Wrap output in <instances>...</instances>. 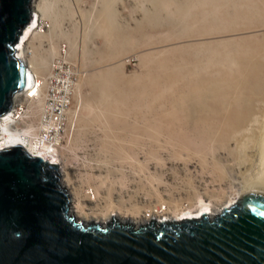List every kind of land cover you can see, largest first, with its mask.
Instances as JSON below:
<instances>
[{"label":"rangeland","instance_id":"obj_1","mask_svg":"<svg viewBox=\"0 0 264 264\" xmlns=\"http://www.w3.org/2000/svg\"><path fill=\"white\" fill-rule=\"evenodd\" d=\"M31 7L50 27L29 39L27 63L43 75L61 55L79 73L75 115L57 149L76 220L85 211L101 223L115 211L173 221L201 203L217 215L251 189L258 152H240L234 127L255 110L246 107L256 94L247 82L263 78L264 0H32ZM22 93L15 109L32 112L23 122L33 123L37 110ZM121 216V225L139 227Z\"/></svg>","mask_w":264,"mask_h":264},{"label":"water","instance_id":"obj_2","mask_svg":"<svg viewBox=\"0 0 264 264\" xmlns=\"http://www.w3.org/2000/svg\"><path fill=\"white\" fill-rule=\"evenodd\" d=\"M32 0H0V117L24 90L15 45ZM60 167L20 145L0 150V264H264V195L217 215L143 226H86L71 214Z\"/></svg>","mask_w":264,"mask_h":264},{"label":"bare ground","instance_id":"obj_3","mask_svg":"<svg viewBox=\"0 0 264 264\" xmlns=\"http://www.w3.org/2000/svg\"><path fill=\"white\" fill-rule=\"evenodd\" d=\"M32 19L29 25L23 30L22 36L16 46V55L20 59H25L26 58V48L27 51L30 50V47H27V43L29 42V39L37 34V27L41 25L42 21L41 15L39 11L34 12V8L32 9ZM44 23V22H43ZM48 25V29H49ZM30 54L32 51H29ZM27 80H26V86L24 88V91H22V95L32 97L34 94H37V88H36V82L39 75L38 69L35 66V63L32 62L30 64L27 63ZM239 67L240 73L242 74L244 71V64H241ZM252 70L254 75H256L259 71L260 68L256 65L252 66ZM247 85L251 90L255 89L256 94L255 98L251 103H248L246 107H255V110L246 117H243L244 113L239 114L237 124L234 127V139L237 142V145L240 146L239 149L240 152L246 151L247 148L251 149L253 146L256 148V151L258 152V163L260 164V171L259 175L257 178H255L252 182V184L249 183L248 188H251L250 190H247V192H243V195L247 194H253L256 190L254 188H258L257 191L262 193L260 195H264V68H263V78L262 79H251L247 82ZM41 100L37 98L33 104L40 105ZM195 112V111H194ZM32 115V112L27 113L25 115L19 116V111L18 109H14L13 111H10V113L6 114L5 116H2L0 118V150L15 146V145H20L25 148L29 153H31L33 156L40 157L44 159L45 161H48L52 164L59 165L58 160H57V149L53 146L47 145V144H40L35 140V133H34V125L33 123H27L23 122V120L27 117ZM73 115L75 113H72L71 119H73ZM240 121V122H239ZM22 123V124H21ZM22 126L23 128H21ZM16 127V128H15ZM31 128H33L31 130ZM33 131V132H32ZM65 135V134H64ZM251 146V147H250ZM252 147V149H253ZM245 154V153H244ZM257 164V163H256ZM258 164V165H259ZM62 177V176H61ZM62 181V180H61ZM252 191V192H250ZM68 192V191H67ZM69 193V192H68ZM236 201H231L227 207L233 205ZM226 205V204H225ZM83 211V210H82ZM219 211L218 213H220ZM71 214L75 217V219H78V215L72 213ZM82 214L85 215L83 221V224L90 225L91 224H99L101 226H105L107 223L111 222L113 219H119L117 217L121 216L122 214L119 212L117 215H115V211L111 215L106 214L104 215L101 223L96 220V216L93 214H87L85 211L82 212ZM202 214H207L210 217L215 216L214 211L211 207L207 205H202V203L199 206V209L197 211H188L182 213L181 217H178L177 220H168V219H163L162 221L164 222H178L184 219H194V218H199ZM149 219L152 218H147L146 220H139L138 218L135 217H126V216H121L120 220L123 223L127 224H134L136 225H141L150 223L154 221L156 224L158 222L162 221H157L156 219H152L149 221ZM99 222V223H98ZM105 224V225H104ZM138 226H136L137 228Z\"/></svg>","mask_w":264,"mask_h":264},{"label":"built area","instance_id":"obj_4","mask_svg":"<svg viewBox=\"0 0 264 264\" xmlns=\"http://www.w3.org/2000/svg\"><path fill=\"white\" fill-rule=\"evenodd\" d=\"M47 30L46 21L37 27V31L41 34ZM60 53H65L63 47ZM22 61L26 62L23 58ZM78 83V71L61 55L54 58L43 75L38 77L37 94L32 97L28 94V102L31 101L32 106L37 110L33 125L35 140L38 143L58 149L71 121ZM37 98L41 100L39 106L33 104ZM15 107L13 102L11 111Z\"/></svg>","mask_w":264,"mask_h":264},{"label":"clouds","instance_id":"obj_5","mask_svg":"<svg viewBox=\"0 0 264 264\" xmlns=\"http://www.w3.org/2000/svg\"><path fill=\"white\" fill-rule=\"evenodd\" d=\"M18 44V43H17ZM16 44V45H17ZM15 45V46H16ZM16 48V47H15ZM16 57H17V55H16ZM20 59V58H19ZM21 61H22V59H20ZM22 62H24V61H22ZM25 63V65H26V62H24ZM27 66V65H26ZM28 68V67H27ZM24 91V90H23ZM20 93H22V91L20 92ZM14 98V97H13ZM12 105H13V99H12ZM12 108V107H11ZM11 111V110H10ZM10 113V112H9ZM0 118H2V117H0ZM7 148H9V147H7ZM5 149V148H4ZM25 149V148H24ZM2 150V149H1ZM27 151V150H26ZM31 154V153H30ZM32 155V154H31ZM33 156V155H32Z\"/></svg>","mask_w":264,"mask_h":264}]
</instances>
